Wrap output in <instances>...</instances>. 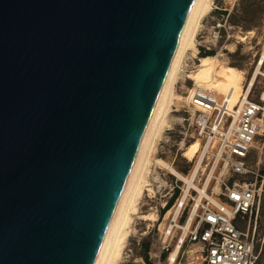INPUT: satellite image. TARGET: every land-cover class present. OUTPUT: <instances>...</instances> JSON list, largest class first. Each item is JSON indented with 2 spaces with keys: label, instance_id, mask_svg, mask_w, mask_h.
<instances>
[{
  "label": "water",
  "instance_id": "obj_1",
  "mask_svg": "<svg viewBox=\"0 0 264 264\" xmlns=\"http://www.w3.org/2000/svg\"><path fill=\"white\" fill-rule=\"evenodd\" d=\"M196 0H0V264H95Z\"/></svg>",
  "mask_w": 264,
  "mask_h": 264
},
{
  "label": "rangeland",
  "instance_id": "obj_2",
  "mask_svg": "<svg viewBox=\"0 0 264 264\" xmlns=\"http://www.w3.org/2000/svg\"><path fill=\"white\" fill-rule=\"evenodd\" d=\"M212 7V12L203 18L202 25L199 27L197 34L198 49L201 52L204 50L214 51L215 55L221 53L220 59L225 65L243 70L246 73L247 80L250 79L261 65L260 62L264 56V0H212ZM233 17L238 20L237 24L232 22ZM216 32H220L218 39L216 38ZM241 37H246V39L242 41ZM192 54V51H188L184 57V62L195 58ZM198 57H202L201 53ZM184 62L181 69L182 75L176 85V93L185 99H176L172 104L168 124L162 139L158 143L157 152L153 154L154 160L149 179L154 192L145 191L139 206V214L134 216L133 227L121 264H145V242L150 243L149 256L153 262L159 263V257L161 256L162 264H170V255L176 249V245L182 236V231L175 229L173 234L166 240L164 232L172 223V220L171 218L166 219L165 215L168 212L164 216L161 213L177 190L180 191L178 199L186 195L187 184L177 174L170 172L164 165L158 163L157 159L164 160L187 177L193 175L198 162L201 160L194 182L201 189L207 186V194L210 196L217 195L221 191L223 182L233 178L232 173L226 171L223 167L221 149L218 144L206 146L208 145L206 140H202L195 134L188 121L184 120V116H186L184 104L190 90L195 85V82L188 76L192 73L186 70ZM196 63H199L198 60H196ZM263 64L261 66L262 73L258 75L255 86L250 93V99L252 100H259L264 92ZM216 77H220V74H216ZM217 94L221 99L225 97L220 91H217ZM241 100L240 98L235 106H238ZM198 139L202 143L201 151L194 161H190L183 155L184 149ZM203 152H205V157ZM246 178L252 180L254 176L249 175ZM205 197L206 195L202 196L197 188L192 187L190 193L186 195L188 210L191 211L195 204ZM175 205L176 201L170 210L174 211L177 207ZM154 212L158 214L156 221L150 222L142 219L143 215ZM182 216L183 213L178 216V223L181 225L184 224L181 221ZM257 238L259 248H262L259 262L264 264L263 211L258 225ZM167 245L170 246V251L167 252L166 257H163L166 252L163 248ZM200 250L199 245L185 243L179 253L178 261L175 263L203 264Z\"/></svg>",
  "mask_w": 264,
  "mask_h": 264
},
{
  "label": "built area",
  "instance_id": "obj_3",
  "mask_svg": "<svg viewBox=\"0 0 264 264\" xmlns=\"http://www.w3.org/2000/svg\"><path fill=\"white\" fill-rule=\"evenodd\" d=\"M219 36L220 32H216L217 39ZM200 53L199 50L192 62H184L188 72L197 70ZM229 103L227 97L219 98L217 91L206 86L195 84L190 90L184 104V120L206 140V146L218 144L223 167L233 178L223 182L217 195L206 196L191 211L186 196L176 198L175 206L183 213L184 224L177 219L164 233L168 240L175 229L182 231L177 245L181 249L185 243L199 245L203 264H260L262 248L257 235L264 212V92L259 100L249 96V100L234 108ZM249 175L254 178L248 180ZM192 214L185 231L184 225ZM163 249L167 253L170 246ZM178 258L179 255L177 261ZM153 264H162L161 256L159 263Z\"/></svg>",
  "mask_w": 264,
  "mask_h": 264
},
{
  "label": "bare ground",
  "instance_id": "obj_4",
  "mask_svg": "<svg viewBox=\"0 0 264 264\" xmlns=\"http://www.w3.org/2000/svg\"><path fill=\"white\" fill-rule=\"evenodd\" d=\"M212 8V0H196L192 7L181 36L177 53L167 75L156 108L145 131L135 163L95 264H121L123 260L124 252L133 227L134 216H138L139 214V206L141 205L140 203L144 197L145 191L154 192L149 179L154 160L153 154L157 152L158 143L162 139L165 128L168 124L172 104H174L176 99H185L176 93V85L182 75L181 69L184 57L188 51H192L193 57L196 58L199 51L197 47L198 30L200 25H202L201 22L203 18L212 12ZM245 39L246 37H241L242 41ZM220 56H222L221 53L218 55L201 57L197 70L193 72L189 78L197 85H203L214 89L215 91L222 92L230 101L229 106L234 108L236 107L235 103H237L240 98L242 100L239 105L243 104L245 100H249L250 93L255 86L257 77L262 73L261 66L264 61V56L260 62L261 65H259L255 74L248 80L246 78V73L243 70L225 65L220 59ZM216 74H220V77H216ZM201 147L202 143L198 139L184 149L183 155L190 161H194L201 151ZM203 153L205 157V152ZM157 160L158 163L162 166L164 165V167L170 172L177 174L180 179L187 184L185 190L186 195L190 193L192 187H195L200 191L202 196H209L207 194V186L206 188L201 189L194 182L201 165V160L198 162L195 172L191 177L183 175L175 167L166 163L164 160ZM169 210L165 215L166 219L171 218V220L173 219L172 222H177L180 208L178 207L174 211ZM140 217L142 218L141 215ZM192 217L193 214L188 223L184 225L185 231L188 230ZM142 219L150 222L156 221L158 219V214L154 212L143 215ZM180 250L181 245L178 244L174 252L170 255V264H174L177 261Z\"/></svg>",
  "mask_w": 264,
  "mask_h": 264
},
{
  "label": "trees",
  "instance_id": "obj_5",
  "mask_svg": "<svg viewBox=\"0 0 264 264\" xmlns=\"http://www.w3.org/2000/svg\"><path fill=\"white\" fill-rule=\"evenodd\" d=\"M232 22H233L234 24H237V23H238V20H237L235 17H233ZM201 55H202V57L212 56V55H215V52H214V51H202V52H201ZM179 194H180V191L177 190V191L175 192V194H174V197H173V198L169 201V203L167 204V207H166L164 210H162V213H161L162 216H164V215L167 213V211H168L169 209H171V207H172L173 204H174V201L176 200V198L179 197ZM182 221H185V219L183 218ZM144 249H145V251H146V255H145V262H146V264H153V261L150 259V256H149L150 243L145 242ZM166 256H167V253H164V254H163V257H166Z\"/></svg>",
  "mask_w": 264,
  "mask_h": 264
}]
</instances>
